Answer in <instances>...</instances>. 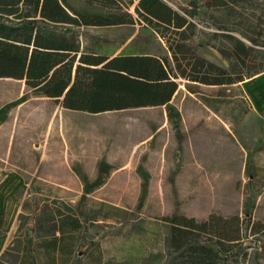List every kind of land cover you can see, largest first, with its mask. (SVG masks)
Listing matches in <instances>:
<instances>
[{
	"label": "rangeland",
	"instance_id": "rangeland-1",
	"mask_svg": "<svg viewBox=\"0 0 264 264\" xmlns=\"http://www.w3.org/2000/svg\"><path fill=\"white\" fill-rule=\"evenodd\" d=\"M168 1L174 8L186 3V0ZM130 12L135 19L133 26L88 29L80 41L91 45L92 39H99L104 47L105 43L117 50L129 43L145 42L152 45L155 53L164 54L167 40H176L174 35L167 33L166 40H162L150 34L143 28L133 7ZM240 12L243 18L241 15L227 18L228 26L241 31L248 27L250 36L264 42V23L257 20L259 10ZM223 14V9L206 8L200 27L207 34H222L225 31H219L217 26L227 24ZM233 35L246 41L239 31ZM212 45L221 46V39H213L209 46L203 40L192 39L186 46L189 50L187 62L201 59L230 70L233 62L223 59ZM254 71L248 67L237 68L234 76H248ZM256 76H264V72L253 77ZM183 80L185 82L178 80L181 87L171 102L177 114L173 121L166 123L168 116L164 107L94 117L87 141L91 147V161L105 162L91 167L88 183L94 185L98 181L100 168H103L101 180L105 181L92 193L82 196L84 182H65L62 134L67 139L69 135L58 127L63 108L54 100L34 96L24 82L0 78V110L4 111L0 119L5 116L4 119L11 120L17 116L9 156L1 153L8 148L6 136L9 132L0 131V166L6 171L17 172L24 181L22 190L10 199L11 204L20 201L21 209L5 248L12 246L13 249L8 264H26L24 255L28 239L35 243L36 264H167L170 260L166 246L169 229L164 218L181 214L200 222L214 213L223 216L217 189L208 192L209 196L201 194L199 199L190 196L185 117L211 115L207 109L214 106L222 115L232 116L239 122L251 113L250 102L241 88L242 82L208 87ZM24 96L21 110L17 106L8 109ZM154 122L160 125L157 132L148 125ZM126 160L129 163L123 166ZM139 166L144 169V175L139 173ZM257 171L260 172L247 164L240 180V184L244 183L245 194L240 214L243 235L248 237V246L239 256L244 264H264V235L256 246L247 223L249 216L262 217L259 221L264 222V182L260 177H255L253 182L249 180ZM249 194L254 195L252 201ZM70 217L79 221L81 229L69 232L61 241V233H54L52 227ZM51 243H56V247L52 248ZM63 244L68 246L65 251H61ZM157 256L160 259L155 261L153 258Z\"/></svg>",
	"mask_w": 264,
	"mask_h": 264
},
{
	"label": "trees",
	"instance_id": "trees-1",
	"mask_svg": "<svg viewBox=\"0 0 264 264\" xmlns=\"http://www.w3.org/2000/svg\"><path fill=\"white\" fill-rule=\"evenodd\" d=\"M183 5L177 7L184 13L181 15L168 0H0V78L24 81L34 96L54 100L65 110L96 115L164 107L168 120L173 121L177 114L171 102L180 86L178 80L208 87L235 85L264 72V42L250 36L248 27L241 31L227 23V18H243L240 11L251 9L259 10L257 20L264 23V0H186ZM131 7L150 34L162 40L167 33L174 35L176 40H167L164 54L155 53L145 42L130 43L115 55L117 48L105 43L104 47L99 39H92L91 45L80 41L88 29L133 26ZM208 7L224 10L227 24L217 26L225 31L222 34H207L200 27ZM238 31L246 41L233 35ZM192 39L203 40L207 46L213 39H221V46L212 47L233 62L232 68L223 70L196 58L194 63L187 62L186 46ZM244 67L255 71L235 77L234 71ZM100 170L102 173L103 168ZM138 171L144 175L142 166ZM103 182L101 178L94 185L84 181L86 193ZM250 219L249 235L255 237L257 246L264 235V223ZM164 222L169 229L167 264H244L239 256L248 246V237L243 235L244 223L238 215L225 218L214 213L198 222L175 214ZM52 229L61 233L62 241L81 228L79 221L70 217ZM26 244L25 263L36 264L35 243L28 239ZM50 246L55 248L56 243ZM67 248L63 244L61 251ZM12 252L9 246L0 255V264H8Z\"/></svg>",
	"mask_w": 264,
	"mask_h": 264
},
{
	"label": "crops",
	"instance_id": "crops-1",
	"mask_svg": "<svg viewBox=\"0 0 264 264\" xmlns=\"http://www.w3.org/2000/svg\"><path fill=\"white\" fill-rule=\"evenodd\" d=\"M182 6L184 5L182 4ZM178 13L184 15L181 10H178ZM183 29H180L179 32ZM190 42L191 40L187 44ZM124 47L126 45L118 49L115 55L119 54ZM181 80L185 82L183 79ZM186 83L192 82L186 81ZM180 87L181 84L179 89ZM241 88L248 97L251 113L246 114L239 122L235 121L232 116L222 115L221 111L214 106L211 110L205 107L211 115L197 118L185 117L190 196L199 199L201 194L209 196L211 191L217 189L216 194L221 197V210L225 218L233 215H238L241 218L240 211L245 203V194H243L244 188L242 187L244 183L240 184V180L247 170V164H250L253 170L260 171H257L255 176H249V180L253 182L255 177H260L264 182V76H256L242 82ZM24 104L25 102L17 105L18 110H21ZM139 109H126L125 111H112L110 113H125L126 111ZM110 113L93 115L68 109H62L59 113L58 127L60 130L65 131L66 135H69L67 139L62 134L64 142L61 153V157H63L62 166L68 178L65 179V182H88L90 177L87 175L92 172L91 167L105 162L104 160L91 161V147L87 141L93 128L94 117ZM4 117L0 119V131L7 130L9 132L6 136L8 148L1 153L9 156L17 116L11 120L4 119ZM168 122L169 120L166 123ZM148 125L152 129L156 128V132L160 128V125L156 122ZM128 163L129 160H126L123 166ZM6 170L4 166H0V255L8 245V239L13 233L21 209L20 201L15 200L11 204L10 199L22 190L24 184L20 174ZM102 175L103 173H100L97 180ZM85 189L86 185L82 186V196L92 193H86ZM252 194H254V191ZM252 194L248 195L251 201L254 199ZM261 195L263 193L260 194L258 200ZM256 210L253 212L256 213ZM249 217L252 222L262 220V217Z\"/></svg>",
	"mask_w": 264,
	"mask_h": 264
}]
</instances>
